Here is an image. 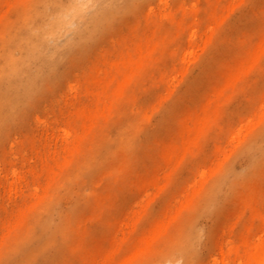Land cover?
I'll return each mask as SVG.
<instances>
[{
	"label": "bare ground",
	"instance_id": "1",
	"mask_svg": "<svg viewBox=\"0 0 264 264\" xmlns=\"http://www.w3.org/2000/svg\"><path fill=\"white\" fill-rule=\"evenodd\" d=\"M156 1L0 0V147L40 154L47 179L22 193L0 236V264H181L185 240L171 245L177 214L141 233L137 214L125 216L137 212L133 200L172 187L180 213L186 189L197 193L232 162L229 150L244 147L245 161L264 165V0ZM191 65L212 71L193 78ZM77 99L88 104L69 112L62 152L47 159L30 113L41 101L54 110ZM190 166L197 171L179 188ZM85 209L97 217L80 219ZM229 220L223 263L262 256L264 196L234 206ZM92 226L107 231L106 246L94 245Z\"/></svg>",
	"mask_w": 264,
	"mask_h": 264
},
{
	"label": "rangeland",
	"instance_id": "2",
	"mask_svg": "<svg viewBox=\"0 0 264 264\" xmlns=\"http://www.w3.org/2000/svg\"><path fill=\"white\" fill-rule=\"evenodd\" d=\"M159 2L157 0L153 5L156 9L162 7ZM148 6L138 8L134 14L129 16L123 23L124 25H121L122 31L144 17L148 12ZM252 12L253 7L243 11V14L234 21L235 28L244 26ZM142 21H145L144 18ZM209 71L211 72L212 69L208 68L201 71L195 65H191L190 68V74L193 78L208 74ZM78 72L76 73L78 74ZM66 92L64 90V93ZM72 96L73 93H71L70 98ZM48 104V101H41L30 113V125L37 134V147L42 150V154L47 159L62 152L63 130L68 121L69 112H73L75 108L84 106L88 102L77 99L68 107L62 104L60 109L56 106L54 110ZM89 105H91V100ZM237 105L235 104L234 109L238 107ZM185 106L186 104L181 107L184 108ZM43 114L45 115L44 124L35 125L36 119L42 118ZM155 122L153 120V124ZM18 134V132H14L12 138H16ZM147 150L148 145L144 144L142 154ZM10 151L9 144L5 148L0 147V236L5 226L15 221L22 193H26L29 188L45 187L47 183L46 175L43 173L46 162H43L40 154L29 150L25 152V159H22L20 156L10 155ZM244 153V147L229 150L228 158L233 160L232 162L215 167V174L203 181V186L197 193H194L190 188L186 189L185 201H187L188 206L184 211L177 212L176 207L181 200L173 196L174 189L172 187L166 189L164 196L155 194L156 191L150 188L145 197L133 200L132 205L137 212H129L125 216L129 218L137 214L141 221L139 224L140 232L145 233L153 224L164 220L169 215L177 214L178 219L171 229L172 236L175 235L171 245L176 246L185 240L184 260L181 264H264V254L251 261L245 260V258L242 260L240 256H234L232 262L223 263L227 251L229 252V246L221 247L219 245L220 230L224 224L228 225L233 207L244 200H255L264 196V165L252 166L244 160ZM124 156L126 155L123 152L121 157L124 159ZM10 169L19 171L20 182L14 183L12 181ZM196 171L197 167H188L178 177L176 185L179 188L186 187L189 177L193 176ZM11 189L14 190V194L9 197L8 193ZM167 205H171L170 214L165 209ZM96 217L97 213L90 209H85L80 214L82 220H91ZM91 229L93 230L94 245L106 246L108 234L104 227L92 226ZM228 238L225 237V241ZM74 259L67 264H78V258Z\"/></svg>",
	"mask_w": 264,
	"mask_h": 264
}]
</instances>
